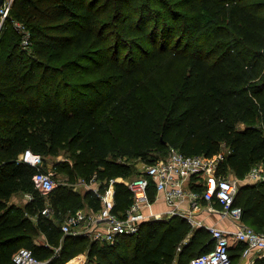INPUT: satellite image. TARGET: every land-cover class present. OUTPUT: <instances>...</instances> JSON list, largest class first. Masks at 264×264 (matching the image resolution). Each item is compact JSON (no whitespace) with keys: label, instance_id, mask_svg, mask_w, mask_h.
<instances>
[{"label":"trees","instance_id":"1","mask_svg":"<svg viewBox=\"0 0 264 264\" xmlns=\"http://www.w3.org/2000/svg\"><path fill=\"white\" fill-rule=\"evenodd\" d=\"M3 27L0 264H16L21 247L45 264L83 250L85 264H189L211 250L210 229L179 215L146 220L114 242L63 236L65 215L98 210L102 198L61 184L47 201L19 154L31 148L47 161L64 153L71 161L54 169L99 181L100 192L114 180L118 214L133 200L128 182L143 173L131 161L155 162L171 147L222 153L218 172L243 179L264 162V0H14ZM25 193L32 197L20 204ZM235 204L264 231V180L242 182ZM244 247H231L232 262Z\"/></svg>","mask_w":264,"mask_h":264},{"label":"built area","instance_id":"2","mask_svg":"<svg viewBox=\"0 0 264 264\" xmlns=\"http://www.w3.org/2000/svg\"><path fill=\"white\" fill-rule=\"evenodd\" d=\"M14 0H4L0 8V29L8 17ZM15 26L24 32L23 42L29 43V32L25 25L16 21ZM223 154L216 157H207L205 154H185L175 147H171L165 158L155 162H146L143 173L134 176L129 182L133 200L130 206L122 213L113 211L115 205V188L112 180L105 192L93 188L103 200V206L95 210L88 206L71 212L64 218L61 228L63 236H87L93 240H106L114 242L119 235L137 233L144 221L156 218L164 219L166 216L154 210V200L150 198L149 188L154 185L156 193L163 196L169 210L167 215H179L186 218L194 227L202 226L203 222L196 217V211L204 204L230 217L236 224V229L230 231L219 226H210L214 246L211 250L194 256L189 264H231V247L234 241L242 242L245 247L243 256L252 251L264 253V231H258L243 220V208L235 204V198L242 182H255L264 180V162L255 164L242 179L234 174L218 172L219 160ZM19 160L36 168L34 174L35 185L47 195L52 192L57 181L52 170H45L44 156L31 148H26L19 154ZM198 179L202 188L196 189L191 183ZM202 181H200V179ZM91 183V182H88ZM112 190V200L109 192ZM29 196L32 197L31 194ZM221 208H216V203ZM43 213L51 215L46 207ZM181 246L178 247V250ZM16 264H45L47 260L37 257L30 247H21L13 258ZM86 262V261H85ZM85 264V263H84Z\"/></svg>","mask_w":264,"mask_h":264},{"label":"crops","instance_id":"3","mask_svg":"<svg viewBox=\"0 0 264 264\" xmlns=\"http://www.w3.org/2000/svg\"><path fill=\"white\" fill-rule=\"evenodd\" d=\"M119 179L123 180L122 177H120ZM199 179H200V181H202L201 178H199ZM197 180L198 179L193 178L191 185L196 189H200V188H202V185L199 182H197ZM108 194H109V199L112 200V190ZM209 206H210L209 204H204L201 206L200 209H198L196 211V217L203 222L202 226L209 228L210 226L215 225V226L226 228L230 231H234L236 229L237 226H236L235 222L230 217L224 216L219 211L211 210L209 208ZM215 207L220 209L221 204L218 202L215 204ZM169 208L170 207L167 204V202L165 201V199L163 198V196L159 193H156V196L154 199V210L156 212H160V213L164 214V216H166L164 219H166L168 217H171V215H167ZM237 244H239V242L234 241L232 243V249L234 247H236ZM262 256H264V253H262L258 250H254L248 256H243L241 254V256H239V258H237L235 260L234 264H251L256 260V258L262 257ZM87 258H88V254L86 253V254H84L82 264L85 263ZM68 264H80L79 263V257L77 259L70 261Z\"/></svg>","mask_w":264,"mask_h":264},{"label":"rangeland","instance_id":"4","mask_svg":"<svg viewBox=\"0 0 264 264\" xmlns=\"http://www.w3.org/2000/svg\"><path fill=\"white\" fill-rule=\"evenodd\" d=\"M5 26V25H4ZM14 28H16L15 26V23L13 24ZM6 29V27L0 31V32H4V30ZM163 158V157H162ZM64 160H69L71 161V159L69 157H67L64 153H61L60 155L56 156V157H48L47 158V161H45V164L43 166V169L45 170H52L55 174V179L57 181V185L56 187H58L59 185L63 184V185H67V186H70L72 188H74L75 190H78L79 192H81V194L85 193L89 188L90 189H93V188H97L99 189L100 188V183L99 181H93L91 183H88V181H86V179H84L83 177L81 176H76L75 180H71L70 179V176L67 172L65 171H57L56 169H54V163L57 162V161H64ZM131 162L135 163V165L137 166V171L135 173V175L139 172H142L144 170V164L146 162L138 159V160H132ZM232 173V172H229L227 173L228 175ZM120 178V177H119ZM119 178H117V180H120ZM94 190V189H93ZM95 191V190H94ZM96 192V191H95ZM97 193V192H96ZM46 196V199L47 201L50 200V196L49 194L48 195H45ZM16 200L22 204L25 200H27V198H31V196H29L28 193H25V194H19L18 196L15 197ZM69 214V213H68ZM66 217V215L64 216V218ZM38 241H43L44 238L43 237H39L37 239ZM87 253V250H83L82 252H80L78 255H76L75 257L79 256V255H82V254H86ZM74 257V258H75ZM80 257V256H79ZM73 259V258H72ZM70 261V260H69ZM68 261V262H69ZM66 262V263H68ZM64 263V264H66ZM231 264H234V262H232Z\"/></svg>","mask_w":264,"mask_h":264},{"label":"bare ground","instance_id":"5","mask_svg":"<svg viewBox=\"0 0 264 264\" xmlns=\"http://www.w3.org/2000/svg\"><path fill=\"white\" fill-rule=\"evenodd\" d=\"M83 258H84V254H82V255L79 257V263H80V264H82Z\"/></svg>","mask_w":264,"mask_h":264},{"label":"water","instance_id":"6","mask_svg":"<svg viewBox=\"0 0 264 264\" xmlns=\"http://www.w3.org/2000/svg\"><path fill=\"white\" fill-rule=\"evenodd\" d=\"M4 0H0V8L2 7Z\"/></svg>","mask_w":264,"mask_h":264}]
</instances>
